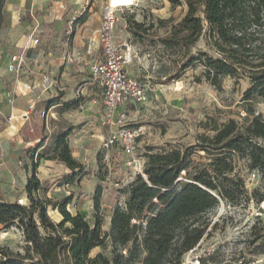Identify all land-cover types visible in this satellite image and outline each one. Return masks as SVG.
I'll return each instance as SVG.
<instances>
[{"label":"trees","instance_id":"trees-1","mask_svg":"<svg viewBox=\"0 0 264 264\" xmlns=\"http://www.w3.org/2000/svg\"><path fill=\"white\" fill-rule=\"evenodd\" d=\"M168 1L187 8L171 35L162 39L166 47L180 46L189 53L182 71L201 66L197 81L205 80L219 90L226 77L248 79L242 122L230 118L221 125L215 123L210 128L216 132L213 136L202 133L196 144L185 148L147 146L144 174L138 173L129 183L127 199L124 205L115 206L107 231L100 214L101 184L93 197V222L69 209L73 194L60 200L41 195V191L47 194L38 176L42 158L63 162L70 169L67 182L82 177L84 164L74 156L68 141L74 127L54 132L51 143L36 158L46 140L40 137V144L28 149L31 166L25 165L30 170L25 186L29 204L0 199V224L21 228L27 251L15 254L0 244V264H182L184 255L207 233L208 213L221 200L235 203L249 197L245 180L236 171L235 155L246 158L250 169L259 170L264 184V115L252 104L255 95L264 91V0ZM6 3L0 0V36L7 24ZM86 18L84 13L78 22ZM201 39L205 48L191 53ZM61 97L47 100L46 105L56 104ZM78 103L75 99L62 105L69 108ZM201 151L211 156L209 162L195 158ZM102 157L98 155L99 160ZM251 197L262 202L264 189L253 190ZM50 206L60 211V221L52 220ZM252 242L256 252L264 253V233L254 234ZM98 246L110 255L98 252L92 256Z\"/></svg>","mask_w":264,"mask_h":264},{"label":"rangeland","instance_id":"rangeland-1","mask_svg":"<svg viewBox=\"0 0 264 264\" xmlns=\"http://www.w3.org/2000/svg\"><path fill=\"white\" fill-rule=\"evenodd\" d=\"M111 1L116 6H127L118 12L116 36L119 42L130 45L132 60L128 64L129 73L146 84L149 93L146 102L125 108L124 123L137 133L135 154L128 156L120 147L104 150L103 141L108 136L109 129L102 124L105 112L103 91L95 87L98 96L93 104L102 103L100 119L103 132H87L89 143L85 144V150H77L85 153L82 177L67 182L66 176L70 169L64 171L66 165L63 162H54L52 167L45 169L47 174L43 176L50 192L47 195L41 191L43 197L58 200L73 194L69 209L72 212H82L88 221L93 222V197L97 185L101 184L103 196L100 214L104 231L110 227L115 206L124 205L128 196L127 187L140 173V162L146 161L144 154L147 146H156L158 149L173 146L185 148L196 144L202 133L213 136L216 132L210 128L215 123L221 125L230 118L242 122L246 115L244 92L250 86L248 79L236 81L226 77L223 89L219 90L205 80L197 81L196 75L201 73V66L182 71L189 53L180 46L176 49L166 47L162 39L171 35L173 25L184 17L187 10L185 5L173 6L168 0ZM101 4L102 0L97 9L101 10ZM2 46L0 38V83H5L9 81V75L11 80H15V73H5L8 55ZM200 48H205V41L202 39L190 52L195 53ZM102 56L99 50L91 59L96 63ZM176 74H180V77L175 78ZM84 84L85 81L80 82L76 86V92ZM76 96L79 100L84 99L77 93ZM252 104L258 113L264 115V91L255 95ZM0 112L1 133L10 125V121L1 109ZM45 112L47 118L51 109L48 107ZM205 124L210 127H205ZM60 129L59 124L50 123L43 133L45 142L51 143L52 135ZM17 147L11 146L7 139H0V168H5V164L9 162V148L11 150ZM17 152L18 158L11 157V162L21 166L25 174V165L27 162L29 164L30 158L25 149L18 148ZM98 155L103 157L99 160ZM195 158L209 162L211 156L201 151ZM234 160L236 171L243 177L250 192L249 197L235 203L221 200L220 205L208 213L211 224L207 233L194 250L184 255L182 264H264V253L256 252V245L252 242L254 234L264 233V200L257 203L251 197L253 190L264 189L262 176L259 170L248 167L246 158L235 155ZM29 171L28 168L27 175L30 174ZM18 174L17 171L5 174L0 172V199H17L20 203L29 204L28 197L23 195L24 177ZM67 183H70L69 187L66 186ZM49 214L55 222L62 219L60 211L51 206ZM0 244L15 254H25L28 247L23 231L16 225L7 228L0 224ZM98 252L110 255L108 250L100 246L95 247L91 255Z\"/></svg>","mask_w":264,"mask_h":264},{"label":"crops","instance_id":"crops-1","mask_svg":"<svg viewBox=\"0 0 264 264\" xmlns=\"http://www.w3.org/2000/svg\"><path fill=\"white\" fill-rule=\"evenodd\" d=\"M86 1L7 0L5 6L7 24L0 36L2 47L8 55L5 73L8 71L11 54L25 52L30 65L29 69L25 68L19 80L16 78L11 80V76L7 75L9 81L0 83V109L7 118L12 116L10 125L0 133L2 135L0 139H7L11 146H18L11 150L9 148L13 159L18 155V148L25 149L30 158L31 153L28 149L40 144V137L44 136L46 127L53 123L59 124L62 129L74 127L68 141L74 156L84 163L85 153L77 150H85V144L89 143L87 132H91L90 130L95 134L103 132L100 119L103 112L102 103L93 104L98 96L95 87L102 92L99 86H92L94 85L92 66L99 61L94 63L91 59L97 51L102 52L98 45L92 42L101 26V10L97 9L101 0H90L88 6ZM104 1L102 0V4ZM84 13L87 14L86 20L83 23L78 22ZM71 21L74 24L69 29ZM43 74L56 78L58 86L47 88L43 85ZM82 81H85V84L79 88L83 93L79 97L82 96L84 99L79 100L76 96V86ZM26 83L33 84V89H26ZM13 89L16 90V97L11 105L7 101V94ZM58 95L62 97L59 102L49 107L51 114L46 118L45 110L48 109L46 101ZM75 99L79 100L78 105L63 107V103ZM32 104L35 107L30 110ZM45 144L47 143L37 149L35 154H38ZM11 157L9 156L5 168H0V172L5 174L17 171L18 175L24 177L26 186L29 176L27 169L24 174L21 166L11 162ZM58 161L42 158L38 166V176L47 188V195L50 189L43 181V176L47 174V167H52V163ZM65 167L64 171H67L69 168ZM23 195L27 196L26 191Z\"/></svg>","mask_w":264,"mask_h":264},{"label":"built area","instance_id":"built-area-1","mask_svg":"<svg viewBox=\"0 0 264 264\" xmlns=\"http://www.w3.org/2000/svg\"><path fill=\"white\" fill-rule=\"evenodd\" d=\"M89 4L90 0H87L86 6ZM124 7L127 6H116L111 0H105L102 4L101 26L92 42L102 50L103 57L92 66V83L99 86L104 95L105 112L102 124L109 129L108 136L103 141L104 150L120 147L128 156H134L137 133L124 123L125 108L129 105L146 102L149 93L146 84L129 73L128 64L132 60L130 45L126 42H119L116 36V27L119 21L118 12L123 11ZM73 24L74 22L71 21L69 29ZM29 67L25 52L10 55L7 70L15 73L16 80H19L25 68L29 69ZM42 84L49 88L58 86V81L48 74H43ZM25 88L31 90L33 84L26 83ZM15 93L16 90L13 89L7 94V101L11 105L15 102ZM80 94L81 91H77V95ZM34 107L33 104L30 105V110H33ZM8 118L11 121L12 116ZM143 165L145 162L141 161V174H144ZM66 186L69 187L70 183H67Z\"/></svg>","mask_w":264,"mask_h":264}]
</instances>
